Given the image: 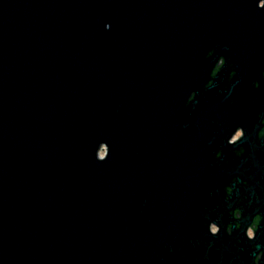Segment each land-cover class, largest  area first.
Masks as SVG:
<instances>
[{
	"label": "water",
	"instance_id": "obj_1",
	"mask_svg": "<svg viewBox=\"0 0 264 264\" xmlns=\"http://www.w3.org/2000/svg\"><path fill=\"white\" fill-rule=\"evenodd\" d=\"M263 105L264 0H0V264H264V154L228 195L213 141Z\"/></svg>",
	"mask_w": 264,
	"mask_h": 264
},
{
	"label": "flooded vegetation",
	"instance_id": "obj_2",
	"mask_svg": "<svg viewBox=\"0 0 264 264\" xmlns=\"http://www.w3.org/2000/svg\"><path fill=\"white\" fill-rule=\"evenodd\" d=\"M223 64L224 59L221 58L215 67L214 75ZM257 118L259 120V124L257 126L250 125L248 128L241 126L237 127L228 138L226 149H224V143L221 142L223 141V138H220L218 134L214 135V159L218 160L224 154H227L226 161L230 169V181L225 190L228 195L232 193L231 186L237 181V178H244L242 173L237 172V164L247 154L250 143H253L258 147L260 154H264V105L263 110L259 112ZM219 142H221V144H218ZM239 185L241 184L237 183V186ZM246 201L247 199L242 194L237 200V203L231 208H248L246 207ZM241 216V212L238 209H234L222 218L219 216H211V218L207 221H203L195 226L184 228L181 232L182 236H180L181 234L178 231H173L171 234L179 235L184 243H186L188 239H192L196 243L205 240L206 243L209 244L215 236H219L221 234L224 240L230 238L233 242L237 243L241 249L245 250L246 243L255 237V232L261 218L260 216H255L253 221L247 225L242 232L240 231L241 224L238 222V220L241 219ZM190 242L194 243L192 241ZM183 253L185 256L184 262L181 263V261H179L177 263L202 264L204 255L203 252H200L197 248H189L187 251L185 249ZM260 257L261 253L258 255L257 259Z\"/></svg>",
	"mask_w": 264,
	"mask_h": 264
},
{
	"label": "rangeland",
	"instance_id": "obj_3",
	"mask_svg": "<svg viewBox=\"0 0 264 264\" xmlns=\"http://www.w3.org/2000/svg\"><path fill=\"white\" fill-rule=\"evenodd\" d=\"M105 153H106V148L104 147L103 149L100 150L99 154H100V156L103 157L105 155Z\"/></svg>",
	"mask_w": 264,
	"mask_h": 264
}]
</instances>
